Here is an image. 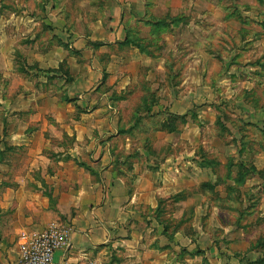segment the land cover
Wrapping results in <instances>:
<instances>
[{"label":"rangeland","instance_id":"rangeland-1","mask_svg":"<svg viewBox=\"0 0 264 264\" xmlns=\"http://www.w3.org/2000/svg\"><path fill=\"white\" fill-rule=\"evenodd\" d=\"M109 1L0 0V164L23 160L11 116L58 112L69 63L93 61L111 146L154 177L130 248L99 264H264V0H150L126 45Z\"/></svg>","mask_w":264,"mask_h":264},{"label":"crops","instance_id":"crops-1","mask_svg":"<svg viewBox=\"0 0 264 264\" xmlns=\"http://www.w3.org/2000/svg\"><path fill=\"white\" fill-rule=\"evenodd\" d=\"M147 1H109L121 6L124 17L113 16L109 22L115 32L109 33L107 44L125 40L126 14L134 10L135 17L142 19ZM94 69L92 61L78 76L70 62L68 85L57 94L58 112L28 113L26 118L12 115L15 120L8 121L17 123L18 129L8 132L6 139L23 160L0 164L5 173L15 169L11 177L0 172V264H20L24 239L52 225L68 232L67 243L53 255V264H99L108 244L130 248L140 223L138 207L153 205L150 161L132 163L126 170L128 145L110 144L115 111L105 108L106 94L97 90L100 82L91 84L89 72ZM123 102L127 99L117 104ZM134 151L142 153L141 148Z\"/></svg>","mask_w":264,"mask_h":264},{"label":"built area","instance_id":"built-area-1","mask_svg":"<svg viewBox=\"0 0 264 264\" xmlns=\"http://www.w3.org/2000/svg\"><path fill=\"white\" fill-rule=\"evenodd\" d=\"M67 239V230L56 225L24 239L20 264H53L54 253L67 243Z\"/></svg>","mask_w":264,"mask_h":264},{"label":"trees","instance_id":"trees-1","mask_svg":"<svg viewBox=\"0 0 264 264\" xmlns=\"http://www.w3.org/2000/svg\"><path fill=\"white\" fill-rule=\"evenodd\" d=\"M128 41H129V37L127 36V37L125 38V40L122 42V44H123V45H126V44L128 43Z\"/></svg>","mask_w":264,"mask_h":264}]
</instances>
